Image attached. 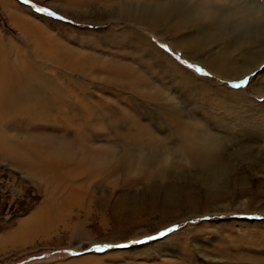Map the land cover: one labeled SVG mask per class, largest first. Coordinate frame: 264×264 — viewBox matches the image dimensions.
I'll use <instances>...</instances> for the list:
<instances>
[{
  "label": "rangeland",
  "instance_id": "obj_1",
  "mask_svg": "<svg viewBox=\"0 0 264 264\" xmlns=\"http://www.w3.org/2000/svg\"><path fill=\"white\" fill-rule=\"evenodd\" d=\"M125 4L150 0H0L1 59L19 80L48 77L61 94L42 117L25 112L35 99L0 127V140L50 162L27 168L0 151V264H264V63L237 70L248 59L236 44L249 31L184 52L173 42L203 29L127 24ZM212 58L225 78L201 64ZM117 74L131 85L112 83ZM210 143L219 161L204 169L193 151ZM49 207L51 219L31 223ZM175 226L164 239L93 250Z\"/></svg>",
  "mask_w": 264,
  "mask_h": 264
},
{
  "label": "bare ground",
  "instance_id": "obj_2",
  "mask_svg": "<svg viewBox=\"0 0 264 264\" xmlns=\"http://www.w3.org/2000/svg\"><path fill=\"white\" fill-rule=\"evenodd\" d=\"M126 5L127 4L119 10L118 15L119 19L127 24H133L134 26L141 24L151 31L158 32V30L165 29L175 34L181 31L183 26L190 23L196 24L197 26L195 28L197 30L202 31L203 29L204 31L201 32L199 38L189 39L188 36H184L178 41L176 40V42H173L175 47L184 52L190 48H199L200 45L205 46L209 42H215L221 35H224V33H228L231 36V40H235V33L238 34V32L243 33L249 31L246 35L247 38H242V42L236 44L237 51L243 56L246 54V58L248 59L247 63L243 67H239L237 70L244 77L247 74L259 70V66L264 63V5L260 3L247 0H150V4L141 9L131 7L135 4L130 6L132 9H125L129 7ZM127 11L132 12L129 13ZM135 11L138 12L135 13ZM241 36L244 37L245 35ZM152 48L157 59L159 58L166 62L170 61V58H168L163 52L157 51L154 47ZM43 55H45V53ZM45 57H47V55ZM9 63L8 61H5L4 58L1 59L0 51V127H4V125L9 126L7 124H10L19 116V111L22 113L24 112L22 105H26V103L29 104V101H34L35 99H37L38 102L36 101L37 103L34 102L35 104L30 106V104L33 103L31 102L29 106L26 107L27 111L25 110V112L33 115L35 118L42 117L44 112L46 114V111L48 110H46V105L50 103L53 98L57 100L56 97L61 96L59 89L48 84L50 78L39 75L36 82H32L30 79L21 81L17 77L14 68H12ZM201 64L213 74L225 78L223 77L224 68L219 59L212 58ZM170 65L173 69L176 68L174 64ZM177 68L183 72L182 69L179 67ZM259 74L260 72L257 76ZM117 75L118 76L115 75L111 78V81H113L112 83H120L121 85L123 84L127 86V88L129 83L131 85L132 79H130L129 75ZM182 76H184V74H182ZM241 78L239 77L236 80ZM254 81L250 84L252 89V83ZM133 84L137 85L136 83ZM136 88L138 89L139 87ZM49 100L50 102H48ZM12 112L14 113L11 114ZM50 112L51 111H49L47 115H49ZM28 114L26 113V115ZM179 117L180 115L178 113L175 114L174 117L171 116V118H175L176 120L181 119ZM47 121L49 122V120ZM13 143L9 140H0V151L2 150V147H4L3 151L5 157L9 156L12 160L15 157H19L20 161L23 160L25 162L27 168H34L36 166L41 167L44 170L50 168V162H44L41 157H38L36 162L31 159V147H28L24 153L23 148L18 142L14 141ZM66 148L67 147L64 149ZM215 148L216 145L214 146L210 143L207 146L194 150V162L204 169L211 168L218 160ZM39 152L41 151L37 148V155ZM145 156L146 155H144V158ZM124 158L123 160L126 161V157ZM146 159H143V161ZM50 211V207L48 210L45 208L44 210L39 211V213L33 217L31 223H44L51 219ZM25 228L26 227H24L23 230Z\"/></svg>",
  "mask_w": 264,
  "mask_h": 264
},
{
  "label": "snow or ice",
  "instance_id": "obj_3",
  "mask_svg": "<svg viewBox=\"0 0 264 264\" xmlns=\"http://www.w3.org/2000/svg\"><path fill=\"white\" fill-rule=\"evenodd\" d=\"M20 2H22V0H20ZM23 2L25 4H27V0H23ZM49 17H54V16H49ZM161 48L164 50V47L161 46ZM175 59L179 62H181V58L180 57H175ZM187 67L189 69H192L193 71H195L196 73L202 75V76H208L209 74L207 73V71H205V69H203L202 67L198 66V65H193V63L191 62H187ZM247 81L246 80H241L240 82L238 83H233L231 84V87L233 89H241L243 88L245 85H246ZM204 219H208L207 217H205ZM179 230V227L178 226H175V227H170V228H167L165 230H162V231H159L157 234L155 235H152V236H149L147 237L146 239L144 240H136V241H132L131 244L129 243H121V244H107V245H104V246H97L95 247L93 250L97 253H103L105 252L106 250H112V249H123V248H127V247H130L132 245H137V244H144V243H150L154 240H158V239H164L166 238L167 236L171 235L174 231H178ZM72 255H75V253H72Z\"/></svg>",
  "mask_w": 264,
  "mask_h": 264
}]
</instances>
